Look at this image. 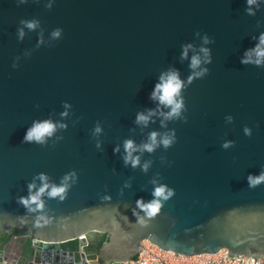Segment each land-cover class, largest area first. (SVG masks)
Returning <instances> with one entry per match:
<instances>
[{"label":"water","instance_id":"obj_1","mask_svg":"<svg viewBox=\"0 0 264 264\" xmlns=\"http://www.w3.org/2000/svg\"><path fill=\"white\" fill-rule=\"evenodd\" d=\"M248 7L247 0H0V231L39 240L43 264L128 261L145 241L187 256L225 249L228 257L264 259V182L248 181L264 174V64L241 62L264 34V3L253 6L255 15ZM170 71L184 82V107L169 119L171 108L152 93ZM44 121L56 125L53 135L25 142ZM152 133L174 141L148 152ZM126 141L138 149V166L125 162ZM41 176L58 187L72 178L63 199L46 191L44 207L31 211L20 200L39 191ZM159 186L173 195L148 217L138 201L150 203ZM92 234L108 237L94 257L86 252ZM70 241L79 243L78 259L62 246Z\"/></svg>","mask_w":264,"mask_h":264},{"label":"clouds","instance_id":"obj_2","mask_svg":"<svg viewBox=\"0 0 264 264\" xmlns=\"http://www.w3.org/2000/svg\"><path fill=\"white\" fill-rule=\"evenodd\" d=\"M259 3H264V0H247V4L249 5L247 11L249 15H255L253 11V6L258 5ZM27 27L34 28L35 24L32 22L27 23ZM21 37L23 36V32L20 33ZM54 36H59V31L53 34ZM204 43L208 44L211 41L208 37H204ZM191 46H187L184 51V57H187V48ZM201 52L204 54V63H211L210 58V50L208 48H202ZM244 64L254 63L256 65L264 64V34H261L259 37V43L256 45L255 48L248 50L245 53V57L241 60ZM202 61L199 56H194L191 61V67L193 69H197L200 67ZM207 72V69H203L202 71H198L195 73L196 77L202 76ZM192 77L189 78V83L191 82ZM184 87V82L180 79L179 73L176 71H170L167 74L161 76V82L156 85L154 92L152 93L153 99H158L159 102L163 105L169 106L171 111L167 114L166 118L172 117H179L181 110L184 107V101L181 97V91ZM66 115V113H65ZM231 118H229L230 120ZM138 123L147 124L148 117L144 114H139L137 117ZM56 130V125H54L51 121H44V122H37L34 123L33 127L27 130L24 141L25 142H36V143H44L47 137L53 135ZM101 129L97 128L96 132H100ZM245 134L250 135V130L245 129ZM157 133H152L150 135V143L143 145V149L152 152L158 146V143H162L165 147L170 146L174 141V134L172 136H165L159 142L157 140ZM230 143H225L224 147H230ZM125 149L127 151V155L125 156V162L131 163L133 167L138 166L140 163L139 157L133 155L135 151L138 149L134 145L132 141L125 142ZM148 164L144 165V169L147 170ZM75 174L73 173L72 176ZM71 176H66L64 178V184L62 186H55L49 185L47 183V177L41 176L40 179L44 181L43 186L40 187L39 191L31 194L28 198H21L20 202L23 203L25 206L29 207L31 211H36L35 208H31V205L35 204L37 208H43L44 204L41 201L40 197L44 195L47 191L50 197H60L63 199L64 194L68 188V181L71 179ZM249 184L251 186H256L262 182H264V174L259 176H252L248 177ZM34 184L29 185L30 190L35 188ZM49 187L51 190L48 191ZM153 195L155 197L150 203L145 204L143 201H138V207L141 208L148 217L156 216L162 207V201L168 200L172 195L173 192L168 189L166 186H159L156 187ZM141 223H144L141 220Z\"/></svg>","mask_w":264,"mask_h":264},{"label":"built area","instance_id":"obj_3","mask_svg":"<svg viewBox=\"0 0 264 264\" xmlns=\"http://www.w3.org/2000/svg\"><path fill=\"white\" fill-rule=\"evenodd\" d=\"M32 243L34 249H37L39 251L37 254H35L33 259L25 264H43L44 249L42 247V243L39 240L33 238ZM142 246L145 248L144 251L138 253L135 257L131 258L128 261H111L109 263H106L94 259H89L87 261V264H264V259L228 257V251L225 249L216 254H200L187 256L171 251H166L149 241L143 242ZM10 250H8L9 254L3 257L4 261L0 262V264H22L17 258V252L15 251L16 253L14 252L13 254L12 250ZM12 255H14L15 257H13ZM37 258H39L40 260L37 261Z\"/></svg>","mask_w":264,"mask_h":264},{"label":"flooded vegetation","instance_id":"obj_4","mask_svg":"<svg viewBox=\"0 0 264 264\" xmlns=\"http://www.w3.org/2000/svg\"><path fill=\"white\" fill-rule=\"evenodd\" d=\"M11 232H12V230L9 233H11ZM3 233H6V232H1L0 231V240H1V237H2ZM102 235H104V234H92L91 237L89 238V241H90L89 244L92 242V243H94L96 245L97 241H99V238ZM28 241L31 242V247L34 249L33 243H32V238H31V236L28 233H24V234L14 233V234L11 235L10 240L3 246V248H0V251L5 250V247L7 246L8 247L7 250L11 249L13 254L16 251L17 252V258H18L19 262L22 263V264H25V263L29 262L31 259H33L35 254H37L38 251H39L37 249L36 250L34 249L32 257H28L27 254H29V253L27 251H25V249H24L25 248V244ZM22 244H23V249L20 252L19 251V246H21ZM97 255H95V256H97ZM12 256L15 257L14 255H12ZM8 257H10V256H8Z\"/></svg>","mask_w":264,"mask_h":264},{"label":"trees","instance_id":"obj_5","mask_svg":"<svg viewBox=\"0 0 264 264\" xmlns=\"http://www.w3.org/2000/svg\"><path fill=\"white\" fill-rule=\"evenodd\" d=\"M14 233H18L15 230H12L11 233H3L1 240H0V248H3V246L10 240L11 235ZM108 237L106 234L102 235L99 238V241H97L96 245L94 243H90L89 246L86 248V252L90 257H93L99 253L100 247L107 241ZM30 240V239H29ZM95 245V246H94ZM63 248L69 251H74L76 254L77 259L79 258V243L78 241H70L65 244H62ZM25 251H27L29 254H27L28 257H32L34 249L31 247V242L28 241L25 244Z\"/></svg>","mask_w":264,"mask_h":264}]
</instances>
